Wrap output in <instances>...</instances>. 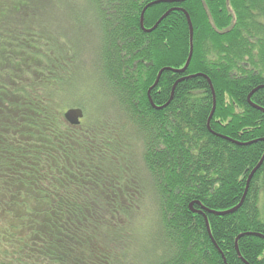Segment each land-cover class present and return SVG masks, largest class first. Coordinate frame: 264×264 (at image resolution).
<instances>
[{
	"label": "trees",
	"instance_id": "trees-1",
	"mask_svg": "<svg viewBox=\"0 0 264 264\" xmlns=\"http://www.w3.org/2000/svg\"><path fill=\"white\" fill-rule=\"evenodd\" d=\"M179 1L0 0V264H264V0Z\"/></svg>",
	"mask_w": 264,
	"mask_h": 264
},
{
	"label": "water",
	"instance_id": "water-1",
	"mask_svg": "<svg viewBox=\"0 0 264 264\" xmlns=\"http://www.w3.org/2000/svg\"><path fill=\"white\" fill-rule=\"evenodd\" d=\"M185 1H187V0H180L179 2L182 3V2H185ZM159 3H163V1H157V2H155V3H153V4H149L148 6H146V7L144 8V10L141 12V15H140V24H141V26H142V21H143V14H144V11H145L147 8L151 7L152 5H156V4H159ZM182 12L184 13V15H185V17H186V21H187V25H188V29H189V36H190V49H189V56H188V59H187V61H186L185 66H184V68H183V70H182V71H184V70L187 68L188 64H189L190 59H191V55H192V25H191V22H190V19H189L187 13H186L184 10H182ZM167 15H168V12H167L165 15H163V16L158 20V22L153 26V28H151L150 32L153 31V30L158 26V24H159V23H160V22H161V21H162ZM182 71H181V72H182ZM160 73H161V71L159 72V74H158V76H157V79H156V81H155L153 87L156 86ZM208 82H209V81H208ZM209 85H210V82H209ZM210 88H211V91H212V95L214 96V92H213V89H212L211 85H210ZM247 102H248V104H250V106H251L252 108H254V109H258V108H256L255 106H253V105L250 103V96H248V98H247ZM214 105H215V103L213 102V108H212V112H211V115H210L209 119L211 118V116H212V114H213V111H214ZM259 110H260V109H259ZM262 112H264V111L262 110ZM64 118H65L66 121H67L68 123H70L71 125H77V124L79 123V121L83 118V112H82V110H80V109H75V108H73V109H69V110H67V111L65 112V114H64ZM263 159H264V155H263L262 159L260 160V162L257 164V166L251 171L250 175L248 176V179H247V181H246L245 192H246V190H247V188H248V184H249V182H250L252 176L255 174V172L258 170V168L261 166ZM245 192H244V194H245ZM243 196H244V195H243ZM242 199H243V198H242ZM241 202H242V200L240 201V203H241ZM239 206H240V204L237 205L236 208L230 210V211L227 212V213H232V212H234ZM223 214H224V213H223ZM223 214H219V215H223ZM205 226H206V230H207V232L210 234V232H209V226H208V223H207V220H206V219H205ZM235 250H236V253L239 254V253H238V249H237V245H236V244H235Z\"/></svg>",
	"mask_w": 264,
	"mask_h": 264
},
{
	"label": "rangeland",
	"instance_id": "rangeland-1",
	"mask_svg": "<svg viewBox=\"0 0 264 264\" xmlns=\"http://www.w3.org/2000/svg\"><path fill=\"white\" fill-rule=\"evenodd\" d=\"M84 1V0H83ZM82 2V1H81ZM76 11H79V10H76ZM80 12V11H79ZM87 13V12H86Z\"/></svg>",
	"mask_w": 264,
	"mask_h": 264
}]
</instances>
